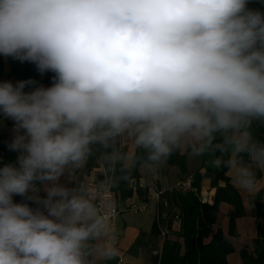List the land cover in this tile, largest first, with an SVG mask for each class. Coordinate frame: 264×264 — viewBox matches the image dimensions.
Masks as SVG:
<instances>
[{
  "label": "clouds",
  "instance_id": "1",
  "mask_svg": "<svg viewBox=\"0 0 264 264\" xmlns=\"http://www.w3.org/2000/svg\"><path fill=\"white\" fill-rule=\"evenodd\" d=\"M249 3L0 0V55L54 74L49 87L0 82V124L12 122L7 147L17 153L0 167V264L118 262L108 194L138 164L158 167L181 149L213 154L255 196L264 11ZM95 145L104 179L61 184Z\"/></svg>",
  "mask_w": 264,
  "mask_h": 264
},
{
  "label": "crops",
  "instance_id": "2",
  "mask_svg": "<svg viewBox=\"0 0 264 264\" xmlns=\"http://www.w3.org/2000/svg\"><path fill=\"white\" fill-rule=\"evenodd\" d=\"M9 74L10 66L6 58L3 57V74L0 75V82L11 81L15 83ZM11 128V121H4L3 124H0V135L4 136L7 143L12 138ZM179 153L185 157L186 173H181L178 167H169L166 163H162L158 167L142 165L139 168L140 178L137 182H132L131 185H137L140 189H144L146 196L139 198L133 195L125 200H116L115 204L119 208V213L114 218V224L119 232L118 246L121 249V256L118 262L110 261L107 264H198L200 254L191 255L188 259L185 256L190 239L189 209L195 200H197V204L199 203L198 199L202 195H209L212 203L214 191L210 189L208 179H196L193 176L197 171L201 173L205 167H213L215 156L209 153L193 158L184 149H181ZM98 176L103 178L99 179ZM186 176L194 178L192 191L184 190L178 185ZM227 176L230 178L232 186L239 192L246 215L235 221L236 237L230 238L234 252L227 256V262L228 264H241L239 251L242 247L252 249L255 230L260 223L250 216L252 196L237 186L233 171L228 170ZM104 177L105 173L102 169L87 175L79 170L75 174V179L66 174L61 177L60 183L68 187H75L83 181L96 184ZM257 179L258 193L261 190L264 191V171L257 172ZM158 190L171 192L178 207L177 218L165 216L156 219L157 202L155 196ZM40 195L43 196L45 193L41 191ZM143 203L147 206L143 213H137L130 209L131 206H140ZM198 210L199 206L197 205L194 212L196 213ZM230 210L231 207L227 204L219 206V213L211 229V234L218 228L224 233L227 232V215ZM155 222L158 234L155 233Z\"/></svg>",
  "mask_w": 264,
  "mask_h": 264
},
{
  "label": "trees",
  "instance_id": "3",
  "mask_svg": "<svg viewBox=\"0 0 264 264\" xmlns=\"http://www.w3.org/2000/svg\"><path fill=\"white\" fill-rule=\"evenodd\" d=\"M250 8L264 11V0H250ZM10 66L9 76L14 79V82L21 80L33 79L37 81V86L44 85L49 87L52 84L53 73H45L41 75L34 64L24 62L12 58H6ZM3 74V57L0 55V75ZM30 90L25 88V91ZM253 135L264 142V123L259 121L252 125ZM3 135H0V167L6 163H13L16 160L17 153L10 152L7 147ZM104 149L99 146H93V153L90 155L85 167L82 169L84 174H89L93 171L102 169L107 175L102 166V154ZM138 156L145 155L142 150H137ZM169 167H178L181 173H186V162L184 155L179 152L171 159L165 162ZM142 165H149L146 163L138 164L132 171L129 180H120L117 186L112 190L115 202L116 200H125L131 198L133 195L139 198H144L145 190L140 189L137 185L132 186V182H137L140 178L139 168ZM228 170H217L215 165L213 167H205L203 171L195 172L194 178L208 179L210 182V189L214 191L212 203H198L195 200L189 209V216L191 221L190 239L188 241V251L185 256L188 259L191 255L200 254L198 264H228L227 256L234 252L230 238L236 237L235 221L245 217L241 197L239 192L232 186L230 178L227 176ZM102 179V176H98ZM193 178V179H194ZM161 200H165L168 204L167 209H163L161 204L157 203L156 212L160 214L166 211V216H172V209L178 211V207L174 201L171 192H164ZM16 202H21L22 197L15 196ZM255 201V207H251V217L259 221L255 230V237L252 240V249L242 247L239 251V259L241 264H264V191H259L255 196H252L251 201ZM227 204L231 207L227 215V232L224 233L220 228L211 234V229L215 224L219 213V206ZM199 206L198 212H194L195 207ZM34 206V205H33ZM157 219V218H156ZM155 233L158 234L157 224L155 222Z\"/></svg>",
  "mask_w": 264,
  "mask_h": 264
},
{
  "label": "built area",
  "instance_id": "4",
  "mask_svg": "<svg viewBox=\"0 0 264 264\" xmlns=\"http://www.w3.org/2000/svg\"><path fill=\"white\" fill-rule=\"evenodd\" d=\"M178 185H179L180 188H182L184 190L192 191L194 189V187H193V177L192 176H186V178L183 181H181ZM163 193H164L163 191L158 190L156 192L155 198H156V202L161 204L163 209H167L168 208L167 202L165 200H161L160 199V197H161V195ZM108 195L115 201L112 192L109 193ZM198 200H199L200 203H207V204L211 203V198L209 197V195H202V196L199 197ZM146 207H147L146 204L143 203L140 206H135V205L131 206L130 209L132 211H134V212H137V213H143L146 210ZM118 213H119V208L115 204V207L112 210L113 219L118 215ZM156 215H157V220H158V219L163 218V217L166 216V211L164 210L160 214L157 211ZM172 216H173V218H177L178 211L176 209H172Z\"/></svg>",
  "mask_w": 264,
  "mask_h": 264
}]
</instances>
